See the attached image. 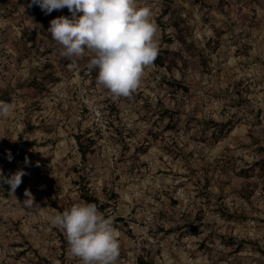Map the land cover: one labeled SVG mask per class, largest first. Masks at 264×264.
Instances as JSON below:
<instances>
[{
    "label": "rangeland",
    "instance_id": "obj_1",
    "mask_svg": "<svg viewBox=\"0 0 264 264\" xmlns=\"http://www.w3.org/2000/svg\"><path fill=\"white\" fill-rule=\"evenodd\" d=\"M30 4L0 0V170L35 198L0 183V264H80L50 217L84 194L114 218L117 264H264V0H139L160 58L119 99L59 55L68 9Z\"/></svg>",
    "mask_w": 264,
    "mask_h": 264
},
{
    "label": "clouds",
    "instance_id": "obj_2",
    "mask_svg": "<svg viewBox=\"0 0 264 264\" xmlns=\"http://www.w3.org/2000/svg\"><path fill=\"white\" fill-rule=\"evenodd\" d=\"M32 5L45 14L67 8L71 15L52 19L48 28L59 55L70 60L88 56V69L97 71L96 83L113 99L133 96L159 53L158 25L150 6H141L139 0H31ZM69 67H76L74 60ZM12 113V105L0 101V117ZM25 175L17 170L4 176L0 170V183L9 185L16 202L28 210L34 206L31 191L25 190L23 205L15 197ZM50 223L64 233L70 255L80 264H117L120 233L114 218H106L95 203H76L50 217Z\"/></svg>",
    "mask_w": 264,
    "mask_h": 264
},
{
    "label": "trees",
    "instance_id": "obj_3",
    "mask_svg": "<svg viewBox=\"0 0 264 264\" xmlns=\"http://www.w3.org/2000/svg\"><path fill=\"white\" fill-rule=\"evenodd\" d=\"M159 58H160V56H157L156 59L159 60ZM77 140H78V143H79V148L81 150L82 156L86 157L87 150H86V148H85V146H84V144H83V142L81 140V137L79 135L77 136ZM14 154H15L16 157L22 158L25 155V151L24 150H19L18 148H16L14 150ZM84 197L89 203H95V204L98 203V200L96 198H93L91 195L84 194Z\"/></svg>",
    "mask_w": 264,
    "mask_h": 264
},
{
    "label": "water",
    "instance_id": "obj_4",
    "mask_svg": "<svg viewBox=\"0 0 264 264\" xmlns=\"http://www.w3.org/2000/svg\"><path fill=\"white\" fill-rule=\"evenodd\" d=\"M121 220H124V217L120 216L116 218V221H121Z\"/></svg>",
    "mask_w": 264,
    "mask_h": 264
}]
</instances>
